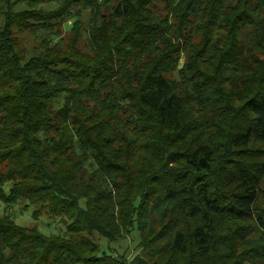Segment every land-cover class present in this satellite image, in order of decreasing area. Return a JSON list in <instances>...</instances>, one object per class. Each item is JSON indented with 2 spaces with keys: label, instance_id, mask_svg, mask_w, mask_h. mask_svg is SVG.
I'll use <instances>...</instances> for the list:
<instances>
[{
  "label": "trees",
  "instance_id": "1",
  "mask_svg": "<svg viewBox=\"0 0 264 264\" xmlns=\"http://www.w3.org/2000/svg\"><path fill=\"white\" fill-rule=\"evenodd\" d=\"M46 1L0 0V201L64 230L0 264H264V0Z\"/></svg>",
  "mask_w": 264,
  "mask_h": 264
},
{
  "label": "rangeland",
  "instance_id": "2",
  "mask_svg": "<svg viewBox=\"0 0 264 264\" xmlns=\"http://www.w3.org/2000/svg\"><path fill=\"white\" fill-rule=\"evenodd\" d=\"M45 8L53 7L51 0H47L45 3ZM87 11L83 10L82 12V20L84 22L87 19ZM66 24H69L68 22ZM29 47L27 50L31 52V46L35 45L34 40L29 41ZM8 186H4L5 192H7ZM33 207L31 205H26L25 202H18L16 204L6 205L0 201V213H6L11 215L14 219L15 223L20 226H32L36 225L37 228L45 234H56L62 232L64 230V224L58 218L49 217L46 214L41 215L38 219H34L31 215ZM95 243L99 246L101 252H108L107 250V242L103 238L94 239ZM111 248H115L117 251L122 252L123 250H127L129 255L132 256L136 252H138L137 241L135 237H130L129 239L120 240L116 243L110 244Z\"/></svg>",
  "mask_w": 264,
  "mask_h": 264
}]
</instances>
